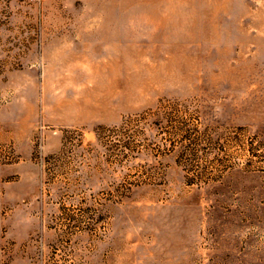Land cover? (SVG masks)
Listing matches in <instances>:
<instances>
[{
    "label": "rangeland",
    "instance_id": "1",
    "mask_svg": "<svg viewBox=\"0 0 264 264\" xmlns=\"http://www.w3.org/2000/svg\"><path fill=\"white\" fill-rule=\"evenodd\" d=\"M0 264H264V0H0Z\"/></svg>",
    "mask_w": 264,
    "mask_h": 264
}]
</instances>
